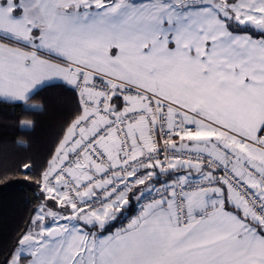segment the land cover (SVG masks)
<instances>
[{"label": "snow or ice", "instance_id": "1", "mask_svg": "<svg viewBox=\"0 0 264 264\" xmlns=\"http://www.w3.org/2000/svg\"><path fill=\"white\" fill-rule=\"evenodd\" d=\"M55 81L80 115L0 264H264V0H0V98Z\"/></svg>", "mask_w": 264, "mask_h": 264}, {"label": "trees", "instance_id": "2", "mask_svg": "<svg viewBox=\"0 0 264 264\" xmlns=\"http://www.w3.org/2000/svg\"><path fill=\"white\" fill-rule=\"evenodd\" d=\"M54 84L39 88L24 102L0 99V204L17 197L21 206L14 228L0 233V252L12 247L34 218L49 161L80 115L76 92Z\"/></svg>", "mask_w": 264, "mask_h": 264}, {"label": "rangeland", "instance_id": "3", "mask_svg": "<svg viewBox=\"0 0 264 264\" xmlns=\"http://www.w3.org/2000/svg\"><path fill=\"white\" fill-rule=\"evenodd\" d=\"M28 100V99H27ZM49 170L48 169L45 171V173ZM44 173V174H45ZM43 188L45 190L48 189L47 182L43 178ZM68 195V190L66 191ZM49 195H53L50 191L48 193ZM62 198V197H61ZM18 198H13V199H5L4 201L1 202L0 204V233L2 235H5L9 233L15 226L18 215L21 212V206L19 203H17ZM127 216V215H124Z\"/></svg>", "mask_w": 264, "mask_h": 264}, {"label": "built area", "instance_id": "4", "mask_svg": "<svg viewBox=\"0 0 264 264\" xmlns=\"http://www.w3.org/2000/svg\"><path fill=\"white\" fill-rule=\"evenodd\" d=\"M86 131H87V128H86ZM82 138V137H81ZM178 142V141H177ZM85 159L87 160V158L85 157ZM101 163L103 164V163H106V161H101ZM76 175H77V177L79 178L80 177V173H79V171H77L76 172ZM94 176H95V174H93ZM61 181L63 182V183H67V181H65V180H63V179H61ZM95 181H93V183H94ZM87 190V186H84V187H82V188H79V189H77V188H75L74 186H72V187H70L69 189H68V195L69 196H71V198H72V200H77L78 199V194L79 193H82V192H84V191H86ZM136 215V211L134 210L133 211V213L128 217V219H126L122 224H121V226L120 227H122L123 225H126L127 223H128V220H130L131 218H133L134 216Z\"/></svg>", "mask_w": 264, "mask_h": 264}, {"label": "crops", "instance_id": "5", "mask_svg": "<svg viewBox=\"0 0 264 264\" xmlns=\"http://www.w3.org/2000/svg\"><path fill=\"white\" fill-rule=\"evenodd\" d=\"M54 83H59L58 81H55ZM45 85H48V84H44V85H42L41 87H43V86H45ZM41 87H38L37 89H35L34 91H32L31 92V94L29 95V97L35 92V91H37L39 88H41ZM28 97V98H29ZM1 100H3V101H13V102H20V101H16V100H13V99H10V98H0ZM83 162H87V160L84 158V160H83ZM93 174H95L94 172H93ZM67 191V190H66ZM66 194H67V192H66ZM125 214V213H124ZM123 214V215H124ZM132 213H130L129 215H127V217H129L130 215H131ZM126 219H124L123 218V216L120 218V222L119 223H117V227H120L121 226V224L125 221ZM113 230H115V229H113Z\"/></svg>", "mask_w": 264, "mask_h": 264}]
</instances>
